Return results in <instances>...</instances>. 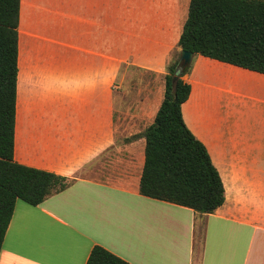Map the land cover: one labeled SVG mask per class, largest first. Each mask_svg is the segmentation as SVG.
<instances>
[{"label": "crops", "instance_id": "1", "mask_svg": "<svg viewBox=\"0 0 264 264\" xmlns=\"http://www.w3.org/2000/svg\"><path fill=\"white\" fill-rule=\"evenodd\" d=\"M190 0H20L14 160L69 182L15 202L0 264H264V75L201 55L183 122L224 187L203 215L139 194ZM191 63V62H190Z\"/></svg>", "mask_w": 264, "mask_h": 264}, {"label": "trees", "instance_id": "2", "mask_svg": "<svg viewBox=\"0 0 264 264\" xmlns=\"http://www.w3.org/2000/svg\"><path fill=\"white\" fill-rule=\"evenodd\" d=\"M19 9L20 0H0V250L17 200L37 206L69 184L63 176L14 160ZM178 47L264 75V0H190ZM177 61L167 68L153 123L132 137L145 140L139 194L207 215L223 204L224 187L181 115L190 93L183 76L191 63L171 93ZM85 264L129 263L94 246Z\"/></svg>", "mask_w": 264, "mask_h": 264}, {"label": "water", "instance_id": "3", "mask_svg": "<svg viewBox=\"0 0 264 264\" xmlns=\"http://www.w3.org/2000/svg\"><path fill=\"white\" fill-rule=\"evenodd\" d=\"M193 53L181 50L179 54V58L177 61V64L174 68V74L172 78V91L171 93H174L175 83L179 77L185 70V68L190 64L192 59Z\"/></svg>", "mask_w": 264, "mask_h": 264}, {"label": "rangeland", "instance_id": "4", "mask_svg": "<svg viewBox=\"0 0 264 264\" xmlns=\"http://www.w3.org/2000/svg\"><path fill=\"white\" fill-rule=\"evenodd\" d=\"M192 61H191V64H190V68H189V70H188V72L185 74V75H188L189 73H190V70H191V68H192ZM16 107H17V100H16ZM17 117V116H16Z\"/></svg>", "mask_w": 264, "mask_h": 264}]
</instances>
